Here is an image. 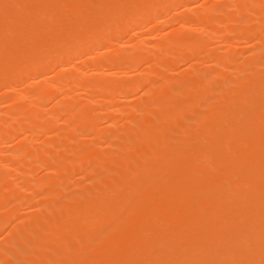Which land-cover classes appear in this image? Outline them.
Listing matches in <instances>:
<instances>
[{
	"label": "rangeland",
	"instance_id": "1",
	"mask_svg": "<svg viewBox=\"0 0 264 264\" xmlns=\"http://www.w3.org/2000/svg\"><path fill=\"white\" fill-rule=\"evenodd\" d=\"M0 1L9 2L10 0H8V1L7 0H0ZM15 1H12L13 4H14V6H12V7H15L17 9V12H20L19 14H21L22 17H19V14H18L19 18L14 17V16L17 15V13L16 12L15 13L12 12V10L15 11L14 8L10 11L11 8H9V7H11L10 6L11 4L7 6L6 5L7 3L4 4V2H2L4 5H6V6H4V8L5 7L6 8H5V10H4V8L3 9L0 8L1 10L4 11V12L0 11V14H1L0 15L1 16L0 20L3 21L4 23H6V24H4L2 22L4 24V27H3V24L0 21V29L2 28L0 30V32L2 34V35L0 34V41H1L0 45L2 46V47L0 46L1 47V50H0V87H1L0 88V101H1L0 102V120L2 119V121H0V125H2V127H0V130L4 129V126L8 127L7 126L8 124L15 123L14 125L16 126V123L18 122V121L16 122V119L20 121L21 118H22V120H24L25 115L23 113H24L25 109H27V107H28V109H31V108L33 109L34 108L33 110H36V114L39 113L38 116H41V114H42V116H41L42 120L38 116L37 117L34 116L33 119L31 118V120H30L31 124H28L29 127L25 128V132L27 134L24 133V130H22L20 133L14 132L13 135L10 134L9 137L5 138V139H8V140H5V142L4 141L0 142V159H1L0 165L2 164L1 166L4 167V168L2 167L3 169L1 168L2 169L1 172L3 173V171H4L5 175H6V173L8 174V176H5V177H7V178L9 177L8 180L10 182H12V183L9 182V184L12 185V188L15 187V185H16V187H15L16 190L13 191V192H15V193H13L14 195L13 194H10L11 196L8 195L9 198H8V196H6L7 193L4 194V192H10L11 189H12L11 186L8 187V189L10 188V190H8V191L7 190L5 191V190H3L2 187H0V189H1L0 190V194H1L0 195V248L2 249V250L0 249L1 250L0 251V254H1L0 255V264H21V263H18L20 261L22 262V264H39L40 262H41L40 264H42V262H45L44 259L47 260L48 256H51L53 254V253L49 252L50 250L52 251V249L50 247L51 246V242L50 241H51V239H53V241H54V237H55V236H53L52 230L49 233V234H52L51 235L52 237L48 236V238H49L48 239L47 237L45 238L43 236V240L42 241L45 244H43L41 242L40 248L39 247H35L34 250H32L29 254L27 253L28 250L30 251L29 248H27L26 252L23 251L24 247H26V240L28 238H31V237L33 238L34 237L33 232L35 231L37 223L38 224H41V223L44 224L43 228H47L49 230V227H51L53 225L54 220L57 219V215L59 216V213L62 214L63 211L66 212V210H68V211L74 210L75 207H78L80 205V203L82 205L85 204V202L87 204H89L92 201H95L96 197H97V199H100V200L103 199V198L109 197L110 195H102V194L107 192L108 189H112V188L114 189L115 187H111V186H113L112 184H114V186H116L117 183H119L118 180H120V178L123 177L127 173V172H125V169L127 168V165H130L132 163V160L137 156V154L140 151V147L142 146L143 142L147 139V140H150L149 142L152 141L151 142L152 144L155 143L154 140L157 141L158 139H160L161 138V134L163 133V131L168 129L171 125H173V123H176V125H175L176 127L175 126H173L172 128L170 127V132H168V133L171 135V138H173V139H177L178 137H181V139H182V137L186 136L185 134L188 133V131L190 129L191 130H193V128L195 129L198 126V125L196 126V124H198L200 121L207 120L206 117H208V119L210 120V117L213 118L212 116H213L214 112H215V114H218L216 112L218 110L219 111L222 110V108L225 106V103L226 102L228 103V101H231V98L233 96H234L233 97L234 99H236L237 97L238 98L240 97L239 98L240 100L236 99L235 100L236 104L234 103L236 106H238L239 101H241V99H242L241 96L243 95L242 94L240 96L239 94L242 93L241 91L244 92L248 88L247 86H249L247 84H248V82H250V80L248 82L246 80H248L250 78L251 79L253 78L254 80L252 79L251 82L252 81L255 82V80L259 77V76H257L259 72H261L262 75L264 74L263 73L264 72V45H263L264 44V40H263L264 39V30H263V32L261 30H259L260 27H262L261 29H264V20H263L264 18L262 16V13L264 14V12H263L264 8H261V7H264V4H263L264 1L263 0H257V1H259V2H257L256 0H252L253 2L250 3V0H248L246 2H245V0H240V1L239 0H226V2H224L225 0H189V1H185L186 2L185 5H184L183 2H181V5H180V3L178 1V2H174L173 4L171 3V4H169L170 6H167L164 9L158 11L159 13L157 12L158 13L157 16L155 15V17L153 19H149L147 22L145 21L144 24H141L140 26L137 25L138 27H136L133 23L128 22L129 21V17H132V14L134 13V9L136 8L135 2L137 0H122V1L121 0H116V1L112 0L114 2H112L111 0H92V1L90 0V2H89V0H86L87 2H85V0L84 1H82V0H78V1L77 0H61L60 1L59 0L60 2H58V3H57L58 0L57 1L54 0L55 2H53L52 4H50V3L53 0L52 1L48 0V2L50 1V3H47V1H42V0H31V1L30 0H21V1L18 0V3L21 2L23 5L22 4L20 5V4L16 3ZM34 1H35V5H34ZM38 1L40 2V4H41V1H42L43 5L47 4L48 6L51 5V7L55 3V5L53 7L57 8L58 11L60 9L61 10L63 9V12H61V10H60L59 14H58V11L56 12L55 8L52 9L50 7H47V5L46 6H42V5L39 4ZM97 1H99V2H97ZM141 1L143 2V1H146V0H141ZM61 2H62V5H61ZM94 2H96V3H94ZM109 2L110 3L112 2L111 5H113V4L114 5L113 6H108ZM147 2H148V0H147ZM260 2H262V3H260ZM36 3L38 4V6L40 5L42 7V9H41L40 6H39V9H38V6H37ZM182 3H183V5H182ZM3 4H0V6H3ZM15 4H17L18 6H16ZM56 4H60L58 6H61V8L58 7V6L56 7ZM100 4H101V6H100ZM242 4H245V5L247 4L246 5L247 8H246L245 5H244L245 7L244 6L242 7ZM258 4L262 5V6H259L260 9H262V11L259 10V12H258L257 9H259V8L256 9L254 7V6H258ZM116 5H117V7H116ZM248 5H250L249 9H248ZM20 6L24 7V9L22 10V7H20ZM44 7H47V8H44ZM101 7H103V9ZM113 7H114V9H113ZM176 7H177V9H176ZM221 7H222L221 10H223V11L225 10L224 11L225 12L224 18L222 16L223 14L221 16L219 15V14H221L223 12V11L221 12V10H219ZM250 7L251 8L254 7L255 10H257V11L253 10L254 8L251 9ZM244 8H245V10H244ZM124 9H126V11H127L126 12V18H125V21L123 22V27L121 26L118 29L119 31L117 30L119 32V34L113 33V35H112L106 29H104L103 32H102V30L99 31V29H98V34L100 36L98 34H96L98 36L94 35V36H96V38L94 39V41H96V42H93L92 44H89V41L92 39L91 38L92 35H89V34L84 35L81 32L83 30L84 25H85V27L90 29L91 26H90L89 23H91V25H93V24L95 25V26H92L91 28H95V27H97V28L99 27L100 28V26H102V24L106 23L107 21H109V20H111L113 18L114 19L117 18L118 14L121 13L120 10H124ZM227 9H228V11H227ZM24 10H26V12H24ZM50 10H53V11L51 12ZM97 10H98V12H97ZM163 10H165V11H163ZM216 10L217 11L219 10V12H217ZM5 11H7L8 13L5 12ZM27 11H29V12H27ZM44 11L49 12V14L46 13V12L43 13ZM166 11H167V13H166ZM9 12H10L11 15H12V13H14L13 14L14 16L13 15L10 16V17L6 16V14L10 15ZM22 12H24V13H22ZM37 12H40V13H37ZM74 12H75V15H74ZM216 13H218V15ZM226 13H228V14H226ZM52 14L55 16L56 19L52 18ZM35 15H37L36 18H35ZM38 15H40V16H38ZM72 15H73V17H71L70 20H72L76 16L74 18V23L72 22L73 20L70 21L67 18V17H70ZM77 15L79 17L81 15H83V16L85 15V17L86 16L88 17V19L86 17L87 21L85 20L84 17H82V18H84L83 19L84 25H83V21L81 20L82 18L81 19L78 18ZM3 16H5V17H3ZM27 16H29V17L27 18ZM43 16H45V18ZM7 17H9V19ZM11 17H14V18H12L13 27L18 24V21L21 22L19 24L22 25V27L18 24L20 26V28L17 25L16 27H14L16 30H14V28L11 29V27H9L11 25H8V23H11L10 22V18ZM104 17H105V19H104ZM156 17H158V18H156ZM258 17H260V18H258ZM32 18H33V20L35 19L37 21V23H35V21H33ZM50 18L52 19L51 21H49ZM211 18L213 19L214 22H218L217 26H215L214 30H215V32H217V33L219 32V33H218V35L216 33V35H214V36H217L219 38L216 37V38L210 39L209 41L212 42V43H210V42L206 43V45L210 44L211 45L210 47H209V45H207V46L205 45V49L202 50V47H200V49H198V47H199L198 46L197 47L198 50L196 51V49H195L196 46H194V45L192 46L188 42L186 43V45L185 44H182V45L179 44L178 45V44H176L175 40L173 41L171 39L172 40L171 43L169 41H167L169 39V36H170V38H172L174 34H175L174 36L176 38V41H178L177 37L180 38L182 35H186L189 32H190L189 33L190 36L199 35L201 33V31L204 30L203 27L205 25L203 23V19H205V24H207V23H211L212 22ZM214 18H216V19H214ZM218 18H220L219 21L217 20ZM42 19H43V22H45L46 20L49 21V22H47V24L49 23V27H48V25L46 23H45V25L43 23L42 28L39 27L40 25H38V24L41 23ZM75 19L77 21L76 23H75ZM14 20H18V21H14ZM24 20H26V21H24ZM30 20H31L32 23L30 22ZM80 20H81V22H80ZM207 20L210 21V22H208ZM92 21H94V22H92ZM192 21H194V22H192ZM200 22H202V23H200ZM14 24H16V25H14ZM27 24L30 25V26L31 25L34 26V25L37 24L38 26L36 25L35 29L38 28V32L34 29V27H29L28 28L29 30H30V28H32L33 30L32 29H31L32 31L28 30L29 31L28 32L26 30V28L28 26ZM131 24H133V25L131 26ZM249 25H251V26L249 27ZM55 26H56L57 29L55 28ZM64 26H66V27L64 28ZM142 26L144 28H142ZM183 26H186V27H183ZM243 26H244V28H242ZM46 27H48L49 29L47 30ZM140 27H141V29H140ZM179 27L180 28L182 27V28H185V29L188 27L185 30L186 33L184 32L183 29L180 30ZM200 27H201V29H200ZM247 27H249V28H247ZM3 28H4V30H3ZM6 28H8V29H6ZM39 28L43 29L45 34ZM61 28L63 30H61ZM190 29H191V31H187V30H190ZM216 29H218V30L216 31ZM258 30L260 31V33L262 32L261 33L263 35V37H262L263 39L262 40L258 39V38H261V34H259L260 37L259 36L256 37V35H258V33H259ZM12 31H14V32H12ZM177 31L181 32V34L177 33ZM17 32H18V34L16 35ZM34 32H36V33H34ZM39 32H41V33H39ZM68 32H70V33H68ZM254 32L255 33L258 32V33L254 34ZM8 33L11 34V36L9 35L10 37L7 36V37H9L8 39H11V37L14 38L15 36L13 37V35L15 34L16 35L15 39L18 38V39H16V41L17 40L19 41L20 39L22 41L20 40V42L17 41V43H16L14 41V39H11L10 41L7 40V43H6L5 36L8 35ZM21 33H23V34H21ZM176 33H177V35H176ZM54 34H55V36H53ZM78 34L82 38H79ZM21 35L24 36V39H23V37ZM42 35L49 36L48 37L49 39L47 38V36L44 38V36H42ZM65 35H66V37L72 36L70 38L73 39L72 45L74 47V50H72L73 53L71 51L69 52L72 55L71 58H70L71 55H69V57L67 56L68 57V59H67V57H66L67 53L66 54L62 53L63 54V58L65 60H67V61L69 60L68 63H67V61H65L66 63H64L63 59L62 60L60 59L61 57L58 58V55L60 56L61 55V51H62L61 47L59 45V43H60L59 41H62L64 39H66ZM106 35L110 36V38H108L109 40L104 39L103 40L104 43H103L102 39L106 38L107 37ZM114 35H116L115 37L118 40L114 37ZM1 36H4V38L1 37ZM31 36H32V38H30ZM102 36H104V37H102ZM237 36H238V38H237ZM37 37L38 38L43 37V39L40 38L41 39V41H40V39H38ZM62 37L64 39H62ZM230 37H231V39H230ZM250 37L251 38L253 37L252 38L253 40ZM52 40L53 41L55 40L54 41V45L55 46H53V48H51L54 51L52 54L55 55V58L53 56H52V60L49 59L50 57L43 58V59L42 58H38V56L36 55L37 54L36 53V48L37 47L41 48L43 45H44L43 48H46L48 46L47 42L52 43ZM2 41H3V43H5V45L8 44L7 49H6L7 45L3 46ZM56 41H58V42L55 44ZM99 41H100L101 45H99V43H98ZM127 41L128 42L131 41V42L128 43ZM246 41L247 42L249 41V42L247 43ZM10 42H12L13 45H11L12 43H10ZM82 42H84L85 46H84V44ZM174 42H175V45H173ZM214 42H216V43H214ZM19 43L21 45H22V43L25 44V45L21 46ZM94 43H97V44H94ZM142 43H143L144 47L141 45ZM229 43H231V44H229ZM78 44H80V45L82 44L83 45L82 46L83 47L82 51L80 50L78 52L79 49L77 50V48H76V47H78V48L80 47V45L77 46ZM107 44H109V45L107 46ZM116 44H118V45H116ZM17 45L20 47V48H18V50H17ZM88 45H89V48H88ZM161 45H162V47H161ZM21 47H23V49ZM136 47H138L140 49L142 48L143 50L142 49L141 50L140 49L136 50ZM11 48L12 49L15 48V49H13L11 51ZM54 48H55V50H54ZM103 48H104V51H103ZM105 48H106V50H105ZM173 48H176V50L173 49ZM29 49H30V51H29ZM88 49L89 50L92 49L91 50L92 52L88 51ZM153 49H154V51H152ZM208 49L210 50V52H209ZM2 50H4V51H2ZM14 50H15L16 54L13 53ZM127 50L129 51V53H128ZM169 50H170V52H169ZM50 51H52V50H50ZM137 51H141V52H139L137 54L136 53ZM9 52L10 53L12 52V54L10 55ZM21 52H23V54H26V56L19 55ZM58 52H60V53H58ZM88 52L91 53V54H89L90 56L88 55ZM149 52H152V53H149ZM75 53H76V55H75ZM81 53H82V55H81ZM120 53H121V55H119ZM143 53L145 54L144 56H142ZM171 53H173V54H171ZM175 54H177L178 56L176 57ZM211 54H213V55H211ZM64 55H65V57H64ZM228 55H230V57ZM184 57H185V59H184ZM23 58H24V60H23ZM40 59H42V60H40ZM45 59H49L48 61H50V62H47ZM58 59L60 60V62L62 61L64 64L62 62L60 64ZM72 59H74V60H72ZM115 59H117V61ZM181 59H182V61H181ZM113 60H115V61H113ZM156 60H158V61H156ZM254 60H255V62H254ZM42 61L43 62L46 61V62H44L45 64H43ZM2 62H4V63H2ZM20 62H21V64H20ZM107 62H110V63H107ZM25 63L27 65H25ZM38 63H42L43 67L46 64H47V66H45L44 68L41 66V68H39L40 66L38 65ZM91 63L93 65V67L91 66L92 68L90 67ZM224 63H226L229 67L226 64H224ZM19 65L23 66L26 69H30L29 73L30 72L31 73L28 74V75H25V76H21V77L18 76V74H20V72L19 73H17V72H18L19 69H21V68L17 69V67ZM36 65H37V67L39 66L38 67L39 70L35 68ZM66 65H68V66H66ZM98 65L100 66V68H99ZM197 65L200 66V68L198 67L199 69H197ZM76 67H78V68H76ZM107 67H108V69H106ZM165 67H166V69H165ZM32 68L35 71L37 70L36 71L37 74H38V72H40V73L43 72L44 74H39L41 76H37V75L35 76L36 73H35V71L32 70ZM122 68H124V69H122ZM144 68H146V69H144ZM200 69H205L207 72H204V71H202ZM185 70L188 72V74H187V72ZM199 70L202 71L203 73H206V76H204V74H203L202 76L200 75L201 77H199V78L196 77V75H199L201 73ZM193 71H195V72L197 71L196 72L197 74H195V72H193ZM7 72H9L10 74H8ZM100 72H101V74H100ZM212 72H214V73H212ZM220 72H222V73H220ZM75 73L77 74V77H79V76L81 77V76H86L87 75L88 76V80L90 81V82L88 81L87 83L90 84L89 85L90 87L88 86L87 83L86 84H87L88 87L86 86V88H83V87H79L78 88V86L74 87L73 85H65V87H64L63 85L58 83L59 80H60L61 83H62L63 79H65V80L69 79L70 80L71 77H75L76 76ZM142 75H144V76L142 77ZM180 76L184 77L186 79V81L183 78H181ZM24 77H26V78H24ZM114 77H117V78H114ZM120 77H123V78H120ZM203 77L206 79V81L204 80ZM255 77H257V78L255 79ZM197 78H198L199 81L196 80V82L198 81L199 85H197L198 82H197V84L195 82H194L195 84L193 83V81H195L193 79H197ZM202 78H203V81H205L204 85L202 84L203 81H201ZM17 79H20V80H18L19 82L17 81ZM156 79H157V81H156ZM158 79L160 81L163 79L162 80L163 83H161ZM243 79H245V81ZM65 80H64V82H66ZM69 80L67 81V83L69 82ZM238 80H240V81H238ZM179 81H181V82H179ZM222 81H223V83H221V84H223V85H221L219 83V82H222ZM27 82H28V84H27ZM98 82L99 83L103 82V85H102L103 88H101L103 90H101V89H99V90L96 89L95 90V87L93 85L95 83H98ZM127 82H129V83H127ZM19 83H21V84H19ZM56 83L59 84L60 87L61 86H63V87L62 88L59 87V89H58L57 88L58 86L56 87ZM125 83H127V85ZM179 83H180V85H179ZM200 83L202 84V86H200L201 85ZM12 84H14V85H12ZM136 84H138V85H136ZM160 84H161V88H158L157 86H160ZM219 84H220V86H219ZM171 85H173L175 87L173 88V86H171ZM178 85L179 86L182 85V87H180V89H182L181 91L178 88L179 87ZM183 85H184V87L186 89H184ZM71 86H72L73 89L71 88ZM115 86H117V88ZM128 86H130V87L134 86V87L133 88L129 87L130 88L129 89ZM136 86H137V88H136ZM228 86H230L229 90L233 86V90H235V92L230 91V93L232 92V94L228 93L227 89H226V88H228ZM2 87H4V88H2ZM7 87H8V89H7ZM10 87L12 89L13 94H12V92H10L11 91ZM66 87H67V89H66ZM162 87L164 88V91H163ZM243 87H246V88H243ZM37 88H39V89L37 90ZM52 88H54L53 89L54 91L51 90ZM241 88H243V90ZM239 89H240V91H239ZM6 90H8V91H6ZM30 90H32V91H30ZM81 90H84V91H81ZM122 90H124V91H122ZM156 90H158V91H156ZM171 90H173V91H171ZM184 90L186 91V93H185ZM63 91H64V93H63ZM68 91H69V93H68ZM221 91L222 92H226V94L228 96L227 95L224 96L225 93H223L224 95H222V97L220 98L221 100L219 101L216 97L217 96H218V98L220 97ZM8 92L10 93L11 96L9 95ZM42 92L45 94L44 96H43ZM154 92H156L157 94L155 93L156 95H154ZM164 92H167V93H164ZM4 93H7L9 96H7V95L5 96ZM143 93H145V94H143ZM158 93H160V94H158ZM169 93H170V95H167ZM30 94H31V96H30ZM47 94L48 95L50 94V95L48 96ZM171 94L173 96L175 95L174 101H172L173 100V98H172L173 96ZM203 94L205 95V98L206 97L209 98V96H210V98L208 100L206 98V102L208 104H204L203 102H202V104H199L200 101L196 102L199 98L203 99V97H204ZM23 95H25V96H23ZM66 95H68V96H66ZM99 95H100V97H99ZM151 95L153 96V98H152ZM229 95H232V97H229ZM60 96H62V97H60ZM170 96H172V97H170ZM76 97H78V98H76ZM226 97L227 98L229 97L230 99L228 98L229 100L227 101ZM8 98H10V99H8ZM14 98L17 99V101L14 100ZM36 98L38 99L39 105L37 103V99ZM65 98L68 99L69 101L65 100ZM146 98H147V101H149V102L146 101ZM210 99H211V101H210ZM215 99L218 100V101H216ZM31 100H34V101H31ZM39 100L42 101V105H41V102ZM19 101H20V103H18ZM23 101H24L25 104L23 103ZM30 101H31V103H30ZM103 101L106 102V103H104ZM210 102H212V103H210ZM60 103H62L61 105H63V103H64V105H65V103L68 104L66 106L70 105L69 108H71V109L69 110V108H68V110L71 111V112H69L67 110L70 114L68 112H65L67 108L65 109L64 105H63V107H61V105L59 106ZM71 103H72L73 107H71ZM190 103H191V105H190ZM227 103H226V105H227ZM19 104H21L23 106L21 107V105H20V107H17V105H19ZM89 104L90 105L92 104V106H89L90 108L88 110L87 109L88 108L87 105H89ZM98 104H99V106H98ZM27 105H29V106H27ZM37 105H38L39 109L37 108ZM82 105H84L86 107V110L88 112L90 111V109L92 110V108H93V113H95V114L98 113V115H99L98 116L99 118L96 120V122H94V124L92 123V125H90L89 127L86 126V122L83 120L84 119L83 118L84 113L87 112V111L85 110V107L82 106ZM94 105H95V107H94ZM144 105H145V107H143ZM146 105H148L147 106L148 108L146 107ZM185 105L187 107L190 105L189 108L190 107L191 108H190V110H188L189 112L187 113V115H185L186 112L185 113L183 112L185 116H183L182 118H180L181 116L177 117L178 116L177 113L176 114L175 113H173V114L170 113V112H178L180 110L183 111V107ZM34 106H36V107H34ZM76 106H78V107H76ZM105 106L108 109H106ZM13 107H14V110H16V108H18L17 110H19V111H17V110L16 111L19 112L18 113L19 115L17 114V112L15 113V111L13 110ZM103 107H104V109H103ZM22 108H23V110H22ZM79 108L82 109V110L80 109V111H81V113L83 115L82 117L80 115L81 114L80 111L78 113ZM124 108H125V110H124ZM10 109H12V110H10ZM20 109L22 110L21 112H20ZM121 109H123V110H121ZM157 109H158V111H157ZM168 109H169V111H168ZM42 110H44V111H42ZM144 110H146V112ZM154 110H156V111H154ZM9 111H10L11 114H9ZM123 111H126V113L123 112ZM12 112H14V113L12 114ZM40 112H41V114H40ZM54 112H56V113H54ZM148 112H150V113H148ZM162 112L165 113V114H162ZM167 112L170 113V115H167L168 114ZM6 113L9 114V116ZM72 113H73V115H74V113L77 116L79 115L78 117H81V118L79 119L75 115L76 118L78 119L77 120L75 118V116L72 115ZM90 113H91V111H90ZM100 113H101V117H100ZM51 115H54V116H51ZM114 115H116V116H114ZM198 115H200V120L197 119L199 117ZM1 116H2V118H1ZM71 116H72V118H71ZM173 116H174V118H173ZM46 117H47V119H46ZM105 118H106V120H105ZM48 119H50L51 121H49ZM75 119L77 120V122H76ZM7 120H8V122H7ZM43 120H44V123H45V121L47 123V124L45 123L46 127H45L44 123H41ZM67 120L70 123H72V122L73 123L70 124L69 122H66ZM4 121L6 122V124H5ZM163 121H165L167 123L162 124ZM180 121H182V122H180ZM138 122H140V123H138ZM146 122H148V123L150 122L149 124H152L153 126L152 125H148ZM160 122H162V123H160ZM205 122H203V126H204ZM77 123H78V125H76ZM42 125H43V127L46 128V129L44 128L45 130L43 129V131H42V129L39 128ZM73 125H74V127H73ZM77 126H78V128H77ZM154 126H156L158 128L155 129L156 127L153 128ZM184 126H185V128H184ZM90 127H91V129H90ZM35 128H38V130L35 129ZM87 128H88V130H87ZM199 128H198V130H199ZM32 129H35V131L37 130L38 132L36 131V133H34L35 131L33 132ZM146 129H149V131L148 130L146 131ZM150 129H155V131L157 130L158 134L150 132ZM105 130H106V132H105ZM84 132H85V134H83ZM147 132H149V133L147 134ZM117 135H119V137ZM27 136H29V137H27ZM30 137H32V138H30ZM63 137L65 138L66 141L64 140ZM23 138H24V140L26 139V141L31 140L30 141L31 143L30 142L29 143L28 142H24L23 147L20 146L21 145L20 142H21V140ZM130 140H132V141H130ZM183 140H185V138ZM183 140H182V143H183ZM18 141H20V142H18ZM7 142H9V144ZM10 142H12V143H10ZM46 142L49 143V144H47ZM56 142H60V143H56ZM51 143H53V144H51ZM17 144H19V145L17 146ZM66 144H67V147H65ZM101 144H103V145H101ZM27 145H29V146L27 147ZM57 145H60V146H58L59 148L57 147ZM54 146H55V148H54ZM40 148H42V149H40ZM98 148H99V151L97 150ZM1 149H3L4 151L1 150ZM66 149H68V150H66ZM135 149H137V150L139 149V150L137 151ZM147 150L149 151V153H151V151L152 152L155 151V150H151L150 151V149H147ZM84 151H85V153H84ZM91 151H93V152H91ZM8 152H11V153L9 154ZM32 152H34V153H32ZM142 152L144 153V151H142ZM92 153H94V156H93ZM123 153H125L126 156ZM143 153H142V155L148 154V152L144 153V154ZM171 153H175V152H171ZM52 154H54V155L56 154V156H54ZM90 154H92V156ZM167 154L168 153H164L163 155H165V156H162V158H163L162 159V161H163L162 163L165 164V165L166 164H170L172 162L171 159H168L166 157V156H168ZM27 155H28V158L26 157ZM172 155L173 154L170 155L171 156L170 158H172ZM88 156H90V157H88ZM107 156H109V157H107ZM113 156L115 158H117V159H115ZM2 157H4V160L2 159ZM39 157H40L41 160H38ZM42 157H43V159H42ZM44 157H46V158L49 157V158L46 159ZM51 157H52L51 161L53 163H51V161H50ZM58 157H59V159H58ZM62 157H63V159H64V157H65V159L66 158H68V159L74 158L75 160L73 159V160H69L68 161V159H66L65 162H64ZM91 157H93V158H91ZM12 158L13 159L15 158V159L13 160ZM5 159L7 161H5ZM34 159H36V161ZM45 159H46V161H44ZM54 159H55V162L53 161ZM99 159H100V161H99ZM152 159L149 158V160H147V163L150 162V160H152ZM8 160H12V162L11 161L8 162ZM32 160H34V161L32 162ZM102 160H105V162L103 161L101 163ZM107 160H108V162H107ZM112 160H114V161H112ZM116 160H118L117 161L118 163L116 162ZM168 160H170V161H168ZM47 161H50V162H47ZM4 162H6V163H4ZM14 162L16 164L18 162L19 164L16 165ZM31 162L33 163L34 166L32 165ZM59 162H64V163L59 164ZM10 163L12 165L14 163V165L11 166V167H8L7 165L10 164ZM92 163H94V164H92ZM49 164H50L51 167H49ZM19 165H21V166H19ZM91 165H93V166H91ZM107 166H109V167H107ZM20 167H23V168H20ZM54 167H59V168H54ZM151 167H149V171H151ZM17 168H19L21 170H17ZM64 168H66V169H64ZM89 168H91V169H89ZM56 169L58 171H60V172H58ZM23 171H25L24 174L27 175L30 179L28 177H26L25 175H23L25 177H23L21 175V173H23ZM26 173H28V174H26ZM32 173H33V175H32ZM70 174H71V176H70ZM122 174H124V175H122ZM119 175H121V176H119ZM17 177H18V180H16L17 181L16 182L15 179H17ZM21 177H23V178H21ZM92 178H93V180H92ZM45 179H47L48 181L45 180ZM19 180H20V182H19ZM82 180H84V181H82ZM67 182H68L69 185L67 184ZM74 183H76V184H74ZM79 184H80V186H79ZM41 186H42V188H41ZM15 188H13V189H15ZM103 191H105V192H103ZM58 192H61V193H58ZM22 193L24 195H22ZM53 193H55L56 196H54ZM71 194H72V196H71ZM35 195L37 197L38 196L39 197L37 198ZM52 195H53V197H52ZM21 196H24V197L22 198ZM14 199H16V200H14ZM32 199H34V200H32ZM12 200H14L15 203H14V201L12 202ZM136 201L137 200H135L132 205H134L135 207L137 205H139V207H143V208L144 207H156L157 204L159 205L160 202H161L160 199H157V198H155L154 200H151L150 202L149 201L145 202L143 200H139L140 202H136ZM132 202L133 201L131 200L129 205H131ZM87 204H85V206ZM57 207L58 208L61 207V209H58ZM51 209L52 210L54 209V210L52 211ZM77 209H79V207ZM44 211L46 213H43ZM57 212H58V214H56ZM87 212L88 211H85V212L83 211L84 216L88 215ZM16 213H17V215H16ZM38 214H39L40 217L37 216ZM54 214H56V215H54ZM131 215H133V216H131ZM143 215L140 216L136 212H134V213L130 214V217H125L122 220L121 229H120V232L118 234V235H122V236L119 237V240H121V241L115 243L114 249L120 248L121 244L124 247H127V245H129L130 243H132V241H134L135 236H132V237L124 236L125 232H126L125 230H126V228L128 226H134V225L140 224V222L143 219L146 218V217L143 218ZM2 216H3V219H2ZM36 218L37 219L39 218L38 219L39 221H37ZM1 220H2V222H1ZM21 221H23L24 223H22ZM20 222H21V224H19ZM35 222H37V223L35 224ZM30 224L31 225L33 224V226H31ZM16 226L18 227V229L15 228ZM29 227H30L31 230L29 229ZM48 230L47 231H46V229L40 230V232H39L40 238L42 237L40 233H42L43 235L45 233V235H46V233H48L50 231V230L49 231ZM26 235H27V237H26ZM28 236H30V237H28ZM23 237L24 238L26 237V238L24 239ZM125 237H127V238H125ZM97 239L99 241H101L100 240L101 238H97ZM94 242L95 241L87 242L88 246H84V247H86V248H99L100 247L99 242L98 241H96L97 243L96 242L94 243ZM48 244H50V245H48ZM23 245H24V247H22ZM46 245L49 246V247H47ZM19 246H20L21 251L23 253L22 252L21 253L17 252L19 250L18 249ZM59 246L61 247V245H59ZM73 246H74V244H73ZM61 248L68 249L66 247H63V245H62ZM31 249H33V246L31 247ZM69 249H68L69 255L70 254L73 255V253H74L72 251L73 249L71 248L72 249L71 251H69ZM41 251H42V253H41ZM63 251H65V253H63ZM60 252H62L61 255L65 254V256H62L63 258L64 257L66 258L68 256L67 255L68 253H66V250H62ZM71 252H73V253H71ZM17 253H18V255H17ZM112 253L113 252L109 253V255L112 254ZM14 254H16V256H14ZM25 254H27V255H25ZM46 254H47V256H45ZM44 256H45V258H44ZM18 257H21V259L18 258ZM56 258L60 259L61 257L58 256ZM69 258H67V259L69 260ZM54 259L55 258H53L52 260H54ZM59 259H58V261L55 259L56 262H59L60 261ZM17 260H19V261H17ZM38 260H39V262L37 263ZM61 260L63 261V259H61ZM64 260H66V259H64ZM47 262H49V261H47ZM52 262H55V261H52ZM63 263H65V262L63 261ZM66 263H67V261H66ZM49 264H51V262H49ZM59 264H61V263L59 262Z\"/></svg>",
	"mask_w": 264,
	"mask_h": 264
},
{
	"label": "bare ground",
	"instance_id": "2",
	"mask_svg": "<svg viewBox=\"0 0 264 264\" xmlns=\"http://www.w3.org/2000/svg\"><path fill=\"white\" fill-rule=\"evenodd\" d=\"M8 1V0H7ZM11 1V0H10ZM9 1V2H10ZM15 1V0H12ZM6 2V1H0V4H3L2 2L7 3L6 5H10L11 8L10 11L14 8L15 11L12 10V12H16L17 15L14 16L12 13V15L14 17H22L21 14H19L20 12H17V9L14 6L13 2ZM21 1V0H20ZM31 1V0H30ZM42 1H47V3H50V0L48 2V0H42ZM41 1V4L39 2L40 5L42 6H46L47 4H42L43 2ZM57 1V0H56ZM61 1V0H60ZM59 0L57 1L60 2ZM78 1V0H77ZM84 1V0H82ZM81 1V2H82ZM92 1V0H91ZM112 1V0H111ZM116 1V0H115ZM122 1V0H121ZM181 5V2L184 3V5L186 4L185 1H189V0H147L146 1H141V0H137L135 2V6L136 8L134 9V13L132 14V17H129V21L130 23H133L136 27H138L137 25H141L144 24V22L148 21L149 19H153L155 17V15L157 16V14L159 13L158 11L164 9L167 6H170L169 4H173L174 2H178ZM240 1V0H239ZM248 0H245V2ZM257 1V0H256ZM264 1V0H263ZM16 3H18V0L15 1ZM53 2H55L54 0L50 3L52 4ZM85 2H87L85 0ZM90 2V0H89ZM99 2V1H97ZM114 2V1H112ZM111 2V3H112ZM119 2V1H118ZM133 2V1H132ZM226 2V0L224 1ZM253 2L252 0H250V3ZM259 2V1H257ZM9 3V4H8ZM46 3V2H45ZM96 3V2H94ZM101 3V2H100ZM111 3L109 2L108 6H113L111 5ZM116 3V2H115ZM182 3V5H183ZM193 3V2H192ZM231 3V2H230ZM234 3V2H233ZM256 3V2H255ZM262 3V2H260ZM0 6L1 9L4 8V5ZM13 4V5H12ZM18 4H22L21 2ZM31 4V3H30ZM29 4V5H30ZM37 4V3H36ZM49 4V5H50ZM65 4V3H64ZM69 4V3H68ZM67 4V5H68ZM85 4V3H84ZM102 4V3H101ZM100 4V6H101ZM119 4V3H118ZM128 4V3H127ZM228 4V3H227ZM264 4V3H263ZM16 6H18L17 4H15ZM23 5V4H22ZM27 5V4H26ZM34 5H35V1H34ZM39 5V6H40ZM55 5V3H54ZM53 5V6H54ZM60 5V4H56V7ZM62 5V2H61ZM96 5V4H95ZM94 5V6H95ZM178 5V4H177ZM245 4H242V7ZM247 5V4H246ZM245 5V6H246ZM257 5V4H256ZM38 6V4H37ZM38 6V9H39ZM51 7L47 5V7L50 8H55V7ZM72 6V5H71ZM103 6V5H102ZM133 6V5H132ZM230 6V5H229ZM244 6V7H245ZM248 5V9H249ZM259 5L258 6H254L256 9L260 11H262V9H260ZM22 7V6H20ZM19 7V8H20ZM30 7V6H29ZM41 7V6H40ZM44 7V8H47ZM61 8V6H58ZM88 7V6H87ZM86 7V8H87ZM90 7V6H89ZM115 7V6H114ZM113 7V9H114ZM117 7V5H116ZM174 7V6H173ZM181 7V6H180ZM183 7V6H182ZM219 7V6H218ZM253 7V8H254ZM6 8V7H5ZM4 8V10H5ZM49 8V9H50ZM103 9V7H101ZM112 8V7H111ZM172 8V7H171ZM170 8V9H171ZM232 8V7H231ZM247 8V6H246ZM251 8V7H250ZM251 8V9H253ZM255 8L253 10H255ZM264 8V7H261ZM0 11H3L1 10ZM24 9V7H22V10ZM42 9V7H41ZM59 9V8H58ZM94 9V8H93ZM100 9V8H99ZM110 9V8H109ZM120 9V8H119ZM122 9V8H121ZM132 9V10H133ZM177 9V7H176ZM181 9V8H180ZM222 7L219 9L221 10ZM9 10V9H8ZM7 10V11H8ZM56 12L58 11L57 8H55ZM61 10V9H60ZM59 10V11H60ZM117 10V9H116ZM219 10L217 12H219ZM245 10V8H244ZM255 10V11H257ZM5 11V12H7ZM19 11V10H18ZM40 11V10H39ZM51 12L53 10H50ZM58 11V14H59ZM85 11V10H84ZM112 11V10H111ZM165 11V10H163ZM223 10H221L222 12ZM225 11V10H224ZM220 12L221 14H219L220 16L222 15L224 18L225 12ZM228 11V9H227ZM242 11V10H241ZM254 11V12H255ZM4 12V11H3ZM24 12H26V10H24ZM22 12V13H24ZM29 12V11H27ZM46 11H44L43 13H45ZM61 12H63V9L61 10ZM73 12V11H72ZM98 12V10H97ZM120 14H118L117 18H113L109 21H107L106 23L102 24V26H100V28L95 27V28H91L92 26H95L94 24L91 25L90 24V29H88L87 27H85L84 25V21L83 19L85 18V20L87 21L85 15H81L80 17L77 15L78 18H82L81 20L83 21V30L81 31L84 35L89 34L92 35L91 36V40L89 41V44H92L94 41V39L96 38V36H98V29L99 31L106 29L108 30L112 35L113 33H117L119 34V28L122 26L123 27V22L125 21L126 18V9L124 10H120ZM133 12V11H132ZM158 12V13H157ZM264 12V10H263ZM8 13V12H7ZM40 13V12H37ZM49 14V12H46ZM80 13V12H79ZM167 13V11H166ZM194 13V12H193ZM256 13V12H255ZM262 13V12H261ZM6 14V13H5ZM10 14V12H9ZM19 14V17H18ZM70 14V13H69ZM82 14V13H81ZM164 14V13H163ZM218 15V13H216ZM228 14V13H226ZM233 14V13H232ZM1 15V14H0ZM7 15L6 16H12ZM29 15V14H28ZM31 15V14H30ZM41 15V14H40ZM38 15V16H40ZM45 15V14H44ZM56 15V14H55ZM75 15V12H74ZM80 15V14H79ZM105 15V14H104ZM26 16V15H25ZM24 16V17H25ZM42 16V15H41ZM49 16V15H48ZM47 16V17H48ZM52 14V18H55V16ZM57 16V15H56ZM181 16V15H180ZM191 16V15H190ZM262 16L264 18V14L262 13ZM261 16V17H262ZM1 17V16H0ZM5 17V16H3ZM2 17V18H3ZM9 17H7L9 19ZM10 18V22L8 23V25H11L9 27L14 28L16 27L19 23L18 20H14V21H18V24H14L16 26L13 27L12 25V18ZM29 16H27L28 18ZM37 17V15H35V18ZM45 18V16H43ZM72 16L67 17L69 20L71 19ZM76 17V16H75ZM74 17V18H75ZM159 17V16H158ZM156 17V18H158ZM214 17V16H213ZM217 17V16H216ZM219 17V16H218ZM34 18V17H33ZM32 18V20H33ZM62 18V17H61ZM74 18L70 21H72L74 23ZM90 18V17H89ZM260 18V17H258ZM262 18V19H263ZM47 19V18H46ZM56 19V18H55ZM105 19V17H104ZM188 19V18H187ZM212 19V18H211ZM216 19V18H214ZM220 18H218L217 20L219 21ZM7 20V19H6ZM52 19L50 18L49 21H51ZM59 20V19H58ZM80 20V22H81ZM90 20V19H89ZM210 20V19H209ZM224 20V19H223ZM264 20V19H263ZM1 21V20H0ZM5 21V20H4ZM13 21V22H14ZM26 21V20H24ZM33 21H35V23H37V21L34 19ZM39 21V20H38ZM41 21V20H40ZM45 21V20H44ZM49 21H45L43 22V19L41 21L39 27L42 28L43 23L45 25V23L47 24V22ZM56 21V20H55ZM68 21V20H67ZM208 21V20H207ZM216 21V20H215ZM3 21H1L2 23ZM31 22V20H30ZM76 19H75V23H76ZM79 22V21H78ZM89 22V21H88ZM94 22V21H92ZM100 22V21H99ZM171 22V21H170ZM194 22V21H192ZM196 22V21H195ZM210 22V21H208ZM245 22V21H244ZM243 22V23H244ZM4 23V22H3ZM2 23V24H3ZM29 23V22H28ZM32 23V22H31ZM51 23V22H50ZM69 23V22H68ZM67 23V24H68ZM172 23V22H171ZM202 23V22H200ZM199 23V24H200ZM203 23H204V30L201 31V33L197 36H190L189 33L186 35H182L180 38H178V41H176L175 38V34L173 35L172 38H170L167 41H169L170 43L172 42V40L176 42V44H185L188 42L190 45H194L196 46V51L198 49H200V47H202V50L205 49V45L207 42H210V39L216 38L217 32H215V26H217L218 22H214L212 19L211 23H207L205 24V19H203ZM221 23V22H220ZM219 23V24H220ZM246 23V22H245ZM6 24V23H4ZM3 24V27H4ZM26 24V23H25ZM42 24V25H41ZM88 24V25H89ZM131 24V26L133 25ZM150 24V23H149ZM196 24V23H195ZM210 24V25H209ZM237 24V23H236ZM20 25V24H19ZM18 25V26H19ZM28 25V24H27ZM37 25V24H36ZM36 25L34 26H30L28 25L26 30L28 31L29 27H36ZM37 25V26H38ZM49 27V23L47 24ZM52 25V24H51ZM59 25V24H58ZM71 25V24H70ZM69 25V26H70ZM75 25V24H74ZM73 25V26H74ZM81 25V24H80ZM97 25V24H96ZM147 25V24H146ZM201 25V24H200ZM22 27V25H20ZM19 26V28H20ZM148 26V25H147ZM207 26V27H206ZM222 26V25H221ZM228 26V25H227ZM251 25H249L250 27ZM24 27V26H23ZM48 27L47 30L49 29ZM66 26H64L65 28ZM71 27V26H70ZM134 27V26H133ZM186 27V26H183ZM189 27V26H188ZM187 27V28H188ZM206 27V28H205ZM247 27V28H249ZM254 27V26H253ZM44 28V27H43ZM56 28V26H55ZM80 28V27H79ZM127 28V27H126ZM135 28V27H134ZM142 28H144L142 26ZM180 28V27H179ZM186 28V29H187ZM192 28V27H191ZM217 28V27H216ZM222 28V27H221ZM244 28V26L242 27ZM262 27H260L259 30H261L263 32L264 29H261ZM2 29V28H1ZM0 29V30H1ZM8 29V28H6ZM24 29V28H23ZM32 28H30L31 30ZM40 29V28H39ZM57 29V28H56ZM59 29V28H58ZM97 29V30H96ZM141 29V27H140ZM184 30V32L186 33V29L185 28H180V30ZM201 29V27H200ZM219 29V28H218ZM216 29V31L218 30ZM4 30V28H3ZM14 30H16L14 28ZM18 30V29H17ZM21 30V29H20ZM19 30V31H20ZM29 30V31H30ZM33 30V29H32ZM31 30V31H32ZM38 32V28L35 29ZM34 30V31H35ZM41 31H43V33L45 34L43 29H40ZM61 30H63L61 28ZM118 30V31H117ZM177 30V29H176ZM222 30V29H221ZM247 30V29H246ZM258 30V31H259ZM11 31V30H10ZM26 31V32H27ZM28 31V32H29ZM127 31V30H126ZM136 31V30H135ZM187 31H191L187 30ZM239 31V30H238ZM255 31V30H254ZM14 32V31H12ZM11 32V33H12ZM16 32V31H15ZM24 32V31H23ZM47 32V31H46ZM64 32V31H63ZM80 32V31H79ZM139 32V31H138ZM249 32V31H248ZM261 32V33H262ZM20 33V32H19ZM25 33V32H24ZM36 33V32H34ZM33 33V34H34ZM41 33V32H39ZM70 33V32H68ZM130 33V32H129ZM177 33L181 34V32ZM176 33V35H177ZM183 33V32H182ZM192 33V32H191ZM215 33V34H214ZM219 33V32H218ZM217 33V35H218ZM235 33V32H234ZM241 33V32H240ZM258 33V32H257ZM254 32V34H257ZM260 31L258 33L257 36H259V34H261ZM1 34V32H0ZM18 34V32L16 33V35ZM23 34V33H21ZM26 34V33H25ZM30 34V33H29ZM48 34V33H47ZM73 34V33H72ZM98 34V35H96ZM109 34V33H108ZM159 34V33H158ZM236 34V33H235ZM238 34V33H237ZM251 34V33H250ZM253 34V35H254ZM2 35V34H1ZM11 34L8 33V35H4L5 36V41L7 43V40L10 41L11 39H14V41L17 43L16 35L14 34L11 39H8ZM35 35V34H34ZM52 35V34H51ZM58 35V34H57ZM96 35V36H94ZM220 35V34H219ZM4 36H1L4 38ZM9 36V37H7ZM22 36V35H21ZM30 36V35H29ZM44 36V35H42ZM47 36V35H46ZM44 36V38L46 37ZM55 36V34L53 35ZM64 36V35H63ZM68 36V35H67ZM79 38H82L79 34H78ZM100 36V35H99ZM106 38H103L102 41L104 39L109 40L108 38H110V36L106 35ZM116 35H114L115 37ZM135 36V35H134ZM214 36V37H213ZM24 39V36H22ZM26 37V36H25ZM49 36H47L48 38ZM51 37V36H50ZM66 37V35H65ZM72 37V36H70ZM70 37H66V39H64L62 37V41H59V45L61 47V55H58V58H60L61 60L63 59V62L66 63L64 58H63V54H66V57L69 55H71L69 52L72 50H74V47L72 45L73 43V39H71ZM104 37V36H102ZM260 37V36H259ZM263 35L261 34V38L258 39H263L262 38ZM7 38V39H6ZM20 38V37H19ZM29 38V37H28ZM32 38V36L30 37ZM38 38V37H37ZM43 39V37H40ZM38 38V39H40ZM84 38V37H83ZM116 38V37H115ZM219 38V37H217ZM228 38V37H227ZM238 38V36H237ZM251 38V37H250ZM253 38V37H252ZM251 38V39H252ZM49 39V38H48ZM54 39V38H53ZM61 39V38H60ZM117 39V38H116ZM123 39V38H122ZM140 39V38H139ZM172 39V40H171ZM229 39V38H228ZM231 39V37H230ZM248 39V38H247ZM21 40V39H20ZM20 40L18 42H20ZM34 40V39H33ZM101 40V39H100ZM118 40V39H117ZM135 40V39H134ZM171 40V41H170ZM217 40V39H216ZM253 40V39H252ZM264 40V39H263ZM22 41V40H21ZM37 41V40H36ZM41 41V39H40ZM48 41V40H47ZM55 41V40H54ZM54 41L52 40V43L47 42L48 46L46 48H43V46L41 48H36V55L38 56V58H48L52 60V56L55 58V55L52 54L54 51L53 46L54 45ZM56 41L55 44L58 42ZM115 41V40H114ZM113 41V42H114ZM133 41V40H132ZM165 41V40H164ZM233 41V40H232ZM231 41V42H232ZM1 42V41H0ZM13 42V41H12ZM10 42V43H12ZM46 42V41H45ZM108 42V41H107ZM117 42V41H116ZM128 42V41H127ZM131 42V41H129ZM128 42V43H129ZM175 42L173 45H175ZM222 42V41H221ZM247 42V41H246ZM249 42V41H248ZM247 42V43H248ZM3 43V41H2ZM14 43V42H13ZM13 43L11 45H13ZM24 43V42H23ZM25 45V44H23ZM84 44V42H82ZM99 45L100 41L98 42ZM104 43V41H103ZM140 43V42H139ZM212 43V42H210ZM216 43V42H214ZM227 43V42H226ZM242 43V42H241ZM18 44V45H19ZM29 44V43H28ZM46 44V45H47ZM97 44V43H94ZM106 44V43H105ZM150 44V43H149ZM153 44V43H152ZM157 44V43H156ZM231 44V43H229ZM237 44V43H236ZM240 44V43H239ZM5 45V43H3V46ZM7 45V46H6ZM6 49L8 47V44H6ZM16 45V44H15ZM14 45V46H15ZM17 45V50L18 48H20ZM62 45V46H61ZM80 44H78L77 46H79ZM109 44H107L108 46ZM115 45V44H114ZM113 45V46H114ZM118 45V44H116ZM124 45V44H123ZM143 47V43L141 44ZM170 45V44H169ZM188 45V44H187ZM209 47L211 46L210 44ZM206 45V46H207ZM264 45V44H263ZM1 46V45H0ZM83 45L81 44L80 47H76L78 52L81 50L82 51V47ZM85 46V44H84ZM87 46V45H86ZM91 46V45H90ZM139 46V45H138ZM141 46V47H142ZM172 46V45H171ZM184 46V45H183ZM199 46V47H198ZM2 47V46H1ZM0 47V50H1ZM100 47V46H99ZM162 47V45H161ZM198 47V49H197ZM23 49V47H21ZM26 48V47H25ZM56 48V47H55ZM54 48V50H55ZM81 48V49H80ZM87 48V47H86ZM89 48V45H88ZM92 48V47H91ZM97 48V47H96ZM130 48V47H129ZM168 48V47H167ZM186 48V47H185ZM192 48V47H191ZM15 49V48H13ZM11 48V51L13 50ZM49 49V50H48ZM101 49V48H100ZM109 49V48H108ZM139 50L140 48L136 47V50ZM142 49V48H141ZM140 49V50H141ZM147 49V48H146ZM176 50V48H173ZM172 49V50H173ZM194 49V48H193ZM20 50V49H19ZM25 50V49H24ZM52 50V51H50ZM87 50V49H86ZM92 49H88V51H91ZM99 50V49H98ZM106 50V48H105ZM135 50V49H134ZM143 50V49H142ZM171 50V49H170ZM169 50V52H170ZM209 50V49H208ZM254 50V49H253ZM4 51V50H2ZM10 51V50H9ZM22 51V50H21ZM30 51V49H29ZM85 51V50H84ZM95 51V50H94ZM104 51V48H103ZM128 51V50H127ZM132 51V50H131ZM154 51V49L152 50ZM207 51V50H206ZM262 51V50H261ZM76 52V51H75ZM92 52V51H91ZM141 51H137L136 53L138 54ZM194 52V51H193ZM210 52V50H209ZM250 52V51H249ZM10 53V52H9ZM13 53H15V50L13 51ZM60 53V52H58ZM63 53V54H62ZM73 53V52H72ZM77 53V52H76ZM75 53V55H76ZM129 53V51H128ZM152 53V52H149ZM220 53V52H219ZM4 54V53H3ZM12 54V52L10 53V55ZM16 54V53H15ZM91 54L88 52V55ZM131 54V53H130ZM173 54V53H171ZM179 54V53H178ZM19 55H23L26 56V54H23V52H21ZM29 55V54H28ZM74 55V54H73ZM78 55V54H77ZM82 55V53H81ZM121 55V53L119 54ZM145 54L143 53L142 56H144ZM170 55V54H169ZM176 57L178 56L177 54H175ZM213 55V54H211ZM256 55V54H255ZM254 55V56H255ZM90 56V55H89ZM129 56V55H128ZM127 56V57H128ZM180 56V55H179ZM183 56V55H182ZM218 56V55H217ZM230 57V55H228ZM227 56V57H228ZM248 56V55H247ZM12 57V56H11ZM65 57V55H64ZM67 57V59H68ZM72 57V55L70 56V58ZM81 57V56H80ZM119 57V56H118ZM126 57V56H125ZM251 57V56H250ZM7 58V57H6ZM79 58V57H78ZM124 58V57H123ZM139 58V57H138ZM215 58V57H214ZM3 59V58H2ZM12 59V58H11ZM20 59V58H19ZM40 59V60H42ZM49 59H45L47 62ZM112 59V58H111ZM142 59V58H141ZM185 59V57H184ZM217 59V58H216ZM24 60V58H23ZM59 60V59H58ZM74 60V59H72ZM71 60V61H72ZM117 61V59H115ZM113 60V61H115ZM147 60V59H146ZM231 60V59H230ZM258 60V59H257ZM260 60V59H259ZM2 61V60H1ZM22 61V60H21ZM44 61V62H46ZM55 61V60H54ZM69 61V60H68ZM67 61V63H68ZM102 61V60H101ZM124 61V60H123ZM135 61V60H134ZM148 61V60H147ZM158 61V60H156ZM175 61V60H174ZM182 61V59H181ZM195 61V60H194ZM211 61V60H210ZM9 62V61H8ZM15 62V61H14ZM25 62V61H24ZM43 61L42 63L45 64ZM60 62V60H59ZM62 62V61H61ZM60 62V64H61ZM62 62V63H63ZM97 62V61H96ZM104 62V61H103ZM151 62V61H150ZM200 62V61H199ZM220 62V61H219ZM255 62V60H254ZM4 63V62H2ZM18 63V62H17ZM28 63V62H27ZM42 63H38L39 68H41V66L43 67ZM63 63V64H64ZM110 63V62H107ZM112 63V62H111ZM116 63V62H115ZM176 63V62H175ZM215 63V62H214ZM14 64V63H13ZM19 64V63H18ZM21 64V62H20ZM29 64V63H28ZM90 64V63H89ZM98 64V63H97ZM101 64V63H100ZM104 64V63H103ZM122 64V63H121ZM129 64V63H128ZM160 64V63H159ZM166 64V63H165ZM204 64V63H203ZM226 64V63H224ZM223 64V65H224ZM247 64V63H246ZM25 65H27L25 63ZM33 65V64H32ZM49 65V64H48ZM105 65V64H104ZM107 65V64H106ZM117 65V64H116ZM120 65V64H119ZM176 65V64H175ZM227 65V64H226ZM262 65V64H261ZM6 66V65H5ZM47 66V64L45 65ZM44 66V67H45ZM60 66V65H59ZM68 66V65H66ZM70 66V65H69ZM93 67L92 63L90 65V67ZM99 66V65H98ZM103 66V65H102ZM101 66V67H102ZM128 66V65H127ZM133 66V65H132ZM146 66V65H145ZM215 66V65H214ZM225 66V65H224ZM228 66V65H227ZM252 66V65H251ZM34 67V66H33ZM37 65H36V69H38ZM43 67V68H44ZM91 67V68H92ZM95 67V66H94ZM118 67V66H117ZM121 67V66H120ZM152 67V66H151ZM159 67V66H158ZM167 67V66H166ZM165 67V69H166ZM174 67V66H173ZM200 66L197 65V69H199ZM229 67V66H228ZM248 67V66H247ZM21 68L18 70L17 73L20 72V74H18V76H25L30 74L29 70L30 69H26L23 66L19 65L17 67ZM47 68V67H46ZM78 68V67H76ZM100 68V66H99ZM105 68V67H104ZM169 68V67H168ZM59 69V68H58ZM96 69V68H95ZM108 69V67L106 68ZM121 69V68H120ZM124 69V68H122ZM146 69V68H144ZM171 69V68H170ZM220 69V68H219ZM234 69V68H233ZM249 69V68H248ZM33 70V68H32ZM31 70V71H32ZM39 70V69H38ZM110 70V69H109ZM204 72H207L205 69H200ZM199 70V71H200ZM239 70V69H238ZM243 70V69H242ZM7 71V70H6ZM5 71V72H6ZM35 71V70H33ZM37 71V70H36ZM35 71V76H41L39 74H44L43 72L40 73ZM42 71V70H41ZM138 71V70H137ZM152 71V70H151ZM186 71V70H185ZM184 71V72H185ZM202 71H200L199 75H196V77H201L203 74L204 76H206V73H203ZM77 72V71H76ZM79 72V71H78ZM135 72V71H134ZM187 72V71H186ZM195 72V71H193ZM197 72V71H196ZM195 72V74H197ZM219 72V71H218ZM242 72V71H241ZM2 73V72H1ZM8 74H10L9 72H7ZM16 73V72H15ZM74 73V72H73ZM72 73V74H73ZM214 73V72H212ZM222 73V72H220ZM235 73V72H234ZM264 73V72H263ZM34 74V73H33ZM32 74V75H33ZM71 74V75H72ZM76 74V73H75ZM99 74V73H98ZM101 74V72H100ZM180 74V73H179ZM188 74V72H187ZM219 74V73H218ZM229 74V73H228ZM260 74V75H259ZM16 75V74H15ZM70 75V76H71ZM92 75V74H91ZM116 75V74H115ZM123 75V74H122ZM159 75V74H158ZM201 75V76H200ZM209 75V74H208ZM207 75V76H208ZM234 75V74H233ZM17 76V77H18ZM34 76V75H33ZM67 76V75H66ZM144 75H142L143 77ZM167 76V75H166ZM169 76V75H168ZM188 76V75H187ZM186 76V77H187ZM259 76L258 78L255 77V82L251 80L253 79H248L246 80L247 82L250 80V82H248L247 86L248 88L243 92L241 91L239 94L242 99L241 101H239L238 106H236L235 104V100L238 99L240 100L238 97L236 99H234L232 97V95H229V97L231 98V101H228L229 99L227 98V105L225 103V106L222 108V110H218L216 113L218 114H213V118L210 117V120L208 119V117H206L207 120L205 121H200L198 124H196L195 129L193 128V130H189L188 133H186V136H183L185 138V140H183L184 138L182 137H178L177 139H173L171 138V135L168 133L170 132V127L172 128L173 126L176 125V123H173V125H171L168 129H166L165 131H163V133L161 134V138L158 139L157 141L154 140L155 143H151L149 142L150 140H145L142 144V146L140 147V151L138 152L137 156L132 160V163L130 165H127V168L125 169V172H127L123 177L120 178L119 183H117L116 186H114V184H112L113 186L111 187H115L114 189H108L107 192L103 193L102 195H110L107 198H103V199H97L95 201H92L91 203L87 204L85 202V204H87L85 206V204H81L78 206L79 209H77L78 207H75L74 210H66V212H62L59 213V216L57 215V219L54 220V223L51 227H49V230L47 228H43L44 224H38L37 222H35V224L37 223V226L35 228V231L33 232L34 237L32 238H28L26 240V247H24V245L22 247H24L23 251L26 252L27 248L30 249V251L28 250L27 253L29 254L32 250H34L35 247H39L41 245V242L43 243V236L46 238H48V236H51L52 234H49L52 230L53 236L54 237V241L53 239H51V249L49 252L53 253L51 256H48L47 260L44 259V261L46 262H42V264H49V262H51V264H59V262L61 264H264V74L262 75L261 72L258 73ZM30 77V76H29ZM54 77V76H53ZM57 77V76H56ZM105 77V76H104ZM164 77V76H163ZM181 77V76H180ZM179 77V78H180ZM26 78V77H24ZM36 78V77H35ZM117 78V77H114ZM123 78V77H120ZM183 78L185 81L186 79L184 77ZM180 78V79H181ZM195 78V77H194ZM197 79H193L195 81H193V83L195 82L197 84V82L199 81ZM204 78V77H203ZM203 78L201 81H203ZM21 79V78H20ZM20 79H17L20 80ZM138 79V78H137ZM136 79V80H137ZM182 79V80H183ZM221 79V78H220ZM233 79V78H232ZM49 80V79H48ZM62 80V83L60 82V80L58 81L59 84L63 85L65 87V85H73L78 86L79 87H83L86 88L87 86V82L88 80V76H79L77 77V74L75 77H71L70 80L66 79ZM69 80V82L67 83V81ZM135 80V81H136ZM159 80V79H158ZM163 80V79H162ZM162 80L160 81L161 83ZM173 80V79H172ZM190 80V79H189ZM196 80H198L196 82ZM204 80L206 81V79L204 78ZM245 81V79H243ZM254 80V79H253ZM16 81V82H17ZM114 81V80H113ZM134 81V82H135ZM150 81V80H149ZM157 81V79H156ZM202 82V84L204 85V82ZM240 81V80H238ZM19 82V81H18ZM29 82V81H28ZM27 82V84H28ZM32 82V81H31ZM56 82V81H55ZM64 82V83H63ZM90 82V81H89ZM117 82V81H116ZM124 82V81H123ZM139 82V81H138ZM181 82V81H179ZM230 82V81H229ZM228 82V83H229ZM30 83V82H29ZM87 83V84H86ZM112 83V82H111ZM129 83V82H127ZM127 83H125L127 85ZM132 83V82H131ZM194 83V84H195ZM220 84L223 83L219 82ZM226 83V82H225ZM237 83V82H236ZM246 83V82H245ZM11 84V83H10ZM21 84V83H19ZM59 84L56 83V87L59 89ZM118 84V83H117ZM120 84V83H119ZM123 84V83H122ZM139 84V83H138ZM136 84V85H138ZM169 84V83H168ZM174 84V83H173ZM183 84V83H182ZM201 84V83H200ZM202 84L200 86H202ZM219 84V86H220ZM14 85V84H12ZM44 85V84H43ZM42 85V86H43ZM50 85V84H49ZM90 84H88L89 86ZM103 82L102 83H95L93 86L95 87V90H99L101 88H103ZM105 85V84H104ZM116 85V84H115ZM121 85V84H120ZM152 85V84H151ZM167 85V84H166ZM180 85V83H179ZM178 85V86H179ZM185 85V84H184ZM183 85V87H184ZM199 85V82L198 84ZM218 85V84H217ZM223 85V84H221ZM232 85V84H231ZM3 86V85H2ZM41 86V87H42ZM63 86H61L60 88H62ZM87 86V87H88ZM113 86V85H112ZM165 86V85H164ZM173 86V85H171ZM235 86V85H234ZM50 87V86H49ZM55 87V86H54ZM90 87V86H89ZM117 88V86H115ZM130 86H128L129 88ZM134 87V86H133ZM130 87V88H133ZM158 88H161V84L160 86H157ZM156 87V88H157ZM167 87V86H166ZM175 86H173L174 88ZM181 86H179L178 88L180 89ZM229 87L226 88L227 92L230 93V91L235 92V90H233V86L232 88L229 90ZM1 88V87H0ZM4 88V87H2ZM32 88V87H31ZM72 88V86H71ZM82 88V89H83ZM112 88V87H111ZM129 88V89H130ZM137 88V86H136ZM170 88V87H169ZM172 88V87H171ZM246 88V87H243ZM243 88H241L243 90ZM8 89V87H7ZM11 89V87H10ZM9 89V90H10ZM33 89V88H32ZM39 88H37L38 90ZM50 89V88H49ZM54 88H52L51 90H53ZM65 89V88H64ZM67 89V87H66ZM73 89V88H72ZM93 89V88H92ZM107 89V88H106ZM163 91L164 88L162 87ZM184 89H186L184 87ZM205 89V88H204ZM210 89V88H209ZM225 89V90H226ZM3 90V89H2ZM47 90V89H46ZM63 90V89H62ZM103 90V89H101ZM145 90V89H144ZM149 90V89H148ZM147 90V91H148ZM182 89H180L181 91ZM8 91V90H6ZM32 91V90H30ZM29 91V92H30ZM65 91V90H64ZM63 91V93H64ZM75 91V90H74ZM73 91V92H74ZM79 91V90H78ZM84 91V90H81ZM124 91V90H122ZM121 91V92H122ZM146 91V92H147ZM152 91V90H151ZM158 91V90H156ZM173 91V90H171ZM170 91V92H171ZM185 91V90H184ZM237 91V90H236ZM240 91V89H239ZM12 92V89L11 91ZM46 92V91H45ZM49 92V91H48ZM111 92V91H110ZM113 92V91H112ZM131 92V91H130ZM153 92V91H152ZM179 92V91H178ZM238 92V91H237ZM9 93V92H8ZM43 93V92H42ZM55 93V92H54ZM53 93V94H54ZM69 93V91H68ZM71 93V92H70ZM85 93V92H84ZM96 93V92H95ZM156 92H154V95ZM167 93V92H164ZM186 93V91H185ZM225 93V95L223 94ZM5 96H9L7 93H4ZM13 94V92H12ZM33 94V93H32ZM52 94V95H53ZM130 94V93H129ZM145 94V93H143ZM160 94V93H158ZM206 94V93H205ZM232 94V92L230 93ZM34 95V94H33ZM45 94L43 93V96ZM48 95V94H47ZM50 95V94H49ZM48 95V96H49ZM56 95V94H55ZM70 95V94H69ZM127 95V94H126ZM163 95V94H162ZM161 95V96H162ZM167 95H170L167 94ZM172 95V94H171ZM215 95V94H214ZM213 95V96H214ZM222 95L226 96V92H222L220 94V97L218 98V96L216 97L219 101L221 100L220 98L222 97ZM237 95V94H236ZM11 96V95H10ZM25 96V95H23ZM31 96V94H30ZM36 96V95H35ZM68 96V95H66ZM74 96V95H73ZM96 96V95H95ZM104 96V95H103ZM144 96V95H143ZM152 96V95H151ZM173 96V95H172ZM170 96V97H172ZM204 96V97H203ZM203 99L199 98L196 102L200 101L199 104H202V102L204 104H208L206 102V98L205 95L203 94ZM209 96V95H208ZM228 96V95H227ZM46 97V96H45ZM62 97V96H60ZM71 97V96H70ZM75 97V96H74ZM92 97V96H91ZM97 97V96H96ZM100 97V95H99ZM110 97V96H109ZM115 97V96H114ZM140 97V96H139ZM174 97L175 95L172 97L174 101ZM17 98V97H16ZM38 98V97H37ZM36 98V99H37ZM41 98V97H40ZM39 98V99H40ZM48 98V97H47ZM59 98V97H58ZM67 98V97H66ZM67 101H69L68 99H66ZM78 98V97H76ZM107 98V97H106ZM153 98V96H152ZM151 98V99H152ZM159 98V97H158ZM179 98V97H178ZM177 98V99H178ZM205 98V99H204ZM210 98V96H209ZM207 98V100L209 99ZM224 98V97H223ZM3 99V98H2ZM10 99V98H8ZM19 99V98H18ZM34 99V98H33ZM42 99V98H41ZM94 99V98H93ZM143 99V98H142ZM157 99V98H156ZM163 99V98H162ZM181 99V98H180ZM192 99V98H191ZM14 100L17 101V99L14 98ZM64 100V99H63ZM111 100V99H110ZM139 100V99H138ZM149 100V99H148ZM176 100V99H175ZM216 100V99H215ZM216 100V101H218ZM34 101V100H31ZM30 101V103H31ZM36 101V100H35ZM40 101V100H39ZM55 101V100H54ZM147 101V98H146ZM211 101V99H210ZM1 102V101H0ZM41 105H42V101ZM66 102V101H65ZM72 102V101H71ZM77 102V101H76ZM79 102V101H78ZM104 102V101H103ZM139 102V101H138ZM149 102V101H147ZM146 102V103H147ZM156 102V101H155ZM190 102V101H189ZM214 102V101H213ZM238 102V101H237ZM17 103V102H16ZM15 103V104H16ZM20 103V101L18 102ZM22 103V102H21ZM24 103V101H23ZM29 103V102H28ZM36 103V102H35ZM37 103H38V99H37ZM44 103V102H43ZM48 103V102H47ZM58 103V102H57ZM68 103V102H67ZM90 103V102H89ZM106 103V102H104ZM137 103V102H136ZM141 103V102H140ZM169 103V102H168ZM192 103V102H191ZM190 103V105H191ZM212 103V102H210ZM209 103V104H210ZM235 103V104H234ZM25 104V103H24ZM53 104V103H52ZM62 103L59 104V106ZM69 104V103H68ZM65 103H63V105L65 106L66 111L68 112L71 108L70 105H68ZM139 104V103H138ZM148 104V103H147ZM153 104V103H152ZM160 104V103H159ZM165 104V103H164ZM181 104V103H180ZM197 104V103H196ZM203 104V105H204ZM21 104L17 105V107H20ZM33 105V104H32ZM39 105V103H38ZM37 105V108H38ZM63 105H61V107H63ZM76 105V104H75ZM78 105V104H77ZM85 105V104H84ZM82 105V106H84ZM115 105V104H114ZM150 105V104H149ZM189 105V106H190ZM213 105V104H212ZM9 106V105H8ZM13 106V105H12ZM23 105H21L22 107ZM29 106V105H27ZM26 106V107H27ZM89 106H92V104L87 105V109L89 110ZM99 106V104H98ZM104 106V105H103ZM124 106V105H123ZM148 105H146L147 107ZM152 106V105H151ZM155 106V105H154ZM177 106V105H176ZM182 106V105H181ZM189 106L187 107L186 105L183 107V111H178V112H170L171 114L173 113H177V117L182 118L183 116L187 115V113L189 112L188 110H190ZM200 106V105H199ZM202 106V105H201ZM33 107V106H32ZM36 107V106H34ZM71 107L72 103H71ZM78 107V106H76ZM85 107V106H84ZM95 107V105H94ZM145 107V105L143 106ZM150 107V106H149ZM180 107V106H179ZM214 107V106H213ZM219 107V106H218ZM217 107V108H218ZM16 108V107H15ZM30 108V107H29ZM57 108V107H56ZM69 108V110H68ZM82 108V107H81ZM78 110V113L80 111V109ZM106 108V106H105ZM110 108V107H109ZM141 108V107H140ZM148 108V107H147ZM18 108H16L17 110ZM34 109V108H33ZM31 109H25L24 111V120H17L16 118V126L13 124H8V127L4 126V129L0 130V142L8 139H5L7 137H9L10 134L13 135L14 132L16 133H20L22 130H24L25 132V128L29 127L28 124H31L30 120L31 118L33 119L34 116H38L39 113L36 114V110ZM39 109V108H38ZM37 109V110H38ZM60 109V108H59ZM63 109V108H62ZM74 109V108H73ZM104 109V107H103ZM108 109V108H106ZM205 109V108H204ZM216 109V108H215ZM219 109V108H218ZM12 110V109H10ZM14 110V107H13ZM14 110L15 113L19 110ZM23 110V108H22ZM20 109V112L22 111ZM68 110V111H67ZM75 110V109H74ZM82 110V109H81ZM86 110V107H85ZM123 110V109H121ZM125 110V108H124ZM128 110V109H127ZM138 110V109H137ZM143 110V109H142ZM41 111V110H40ZM44 111V110H42ZM87 111V110H86ZM91 111V113H90ZM90 111L85 112L84 116L82 115L81 111H80V115L81 117L83 116V120L86 122V126H90L92 125V123L94 124V122H96V120L99 118L98 113H93V108L92 110L90 109ZM146 112V110H144ZM143 111V112H144ZM152 111V110H151ZM150 111V112H151ZM156 111V110H154ZM153 111V112H154ZM158 111V109H157ZM163 111V110H162ZM169 111V109H168ZM171 111V110H170ZM58 112V111H57ZM71 112V111H69ZM68 112V113H69ZM73 112V111H72ZM114 112V111H113ZM126 113V111H123ZM122 112V113H123ZM130 112V111H129ZM148 112V113H150ZM185 115H184V113ZM212 112V111H211ZM14 112H12L13 114ZM19 112H17L18 114ZM56 113V112H54ZM59 113V112H58ZM76 113V112H75ZM72 113L73 116H75L76 114ZM77 113V114H78ZM168 113V112H167ZM170 113H168L167 115H170ZM7 114V113H6ZM9 114L10 111H9ZM9 114H7L9 116ZM36 114V115H35ZM41 114V112H40ZM44 114V113H43ZM64 114V113H63ZM66 114V113H65ZM70 114V113H69ZM106 114V113H105ZM109 114V113H108ZM107 114V115H108ZM154 114V113H153ZM162 114H165L162 112ZM212 114V113H211ZM19 115V114H18ZM22 115V114H21ZM110 115V114H109ZM5 116V115H4ZM42 116V114H41ZM41 116H38L39 118H41ZM44 116V115H43ZM46 116V115H45ZM49 116V115H48ZM47 116V117H48ZM54 116V115H51ZM77 116V115H76ZM75 116V118H76ZM79 116V115H78ZM77 116V117H78ZM116 116V115H114ZM144 116V115H143ZM175 116V115H174ZM173 116V118H174ZM196 116V115H195ZM199 116V117H198ZM196 118L200 120V115H198ZM6 117V116H5ZM17 117V116H16ZM35 117V118H36ZM46 117V119H47ZM81 117H78L79 119ZM100 117H101V113H100ZM2 118V116H1ZM4 118V117H3ZM70 118V117H69ZM68 118V119H69ZM72 118V116H71ZM74 118V117H73ZM171 118V117H170ZM203 118V117H202ZM201 118V119H202ZM52 119V118H51ZM77 119V118H76ZM75 119V120H76ZM117 119V118H116ZM189 119V118H188ZM205 119V118H204ZM42 120V118H41ZM49 121H51L50 119H48ZM70 120V119H69ZM78 120V119H77ZM76 120V122H77ZM106 120V118H105ZM172 120V119H171ZM2 121V119L0 120ZM12 121V120H11ZM33 121V120H32ZM35 121V120H34ZM112 121V120H111ZM134 121V120H133ZM148 121V120H147ZM157 121V120H156ZM166 121V120H165ZM163 121L160 122L162 124L167 123ZM193 121V120H192ZM5 122V121H4ZM8 122V120H7ZM30 122V123H29ZM48 122V121H47ZM66 122H69L68 120ZM98 122V121H97ZM169 122V121H168ZM182 122V121H180ZM203 122L204 126H203ZM33 123V122H32ZM44 123V120L41 122ZM46 123V121H45ZM44 123V124H45ZM54 123V122H53ZM70 123V122H69ZM73 123V122H72ZM70 123V124H72ZM118 123V122H117ZM121 123V122H120ZM140 123V122H138ZM148 125H152L149 124L148 122H146ZM6 124V122H5ZM47 124V123H46ZM45 124V127H46ZM75 124V123H74ZM10 125V126H9ZM50 125V124H49ZM78 125V123L76 124ZM136 125V124H135ZM156 125V124H155ZM80 126V125H79ZM98 126V125H97ZM133 126V125H132ZM153 126V125H152ZM0 127H2V125H0ZM34 127V126H33ZM36 127V126H35ZM42 126H40L39 128L43 129L45 128ZM49 127V126H48ZM51 127V126H50ZM74 127V125H73ZM156 126H154L153 128H155ZM167 127V126H166ZM176 127V126H175ZM195 127V126H194ZM78 128V126H77ZM82 128V127H81ZM80 128V129H81ZM84 128V127H83ZM158 127H156L155 129H157ZM162 128V127H161ZM165 128V127H164ZM185 128V126H184ZM38 130V128H35ZM35 129H32L33 132L35 131ZM46 129V128H45ZM44 129V130H45ZM51 129V128H50ZM76 129V128H75ZM91 129V127H90ZM155 129H150V132H153L155 134H158V131ZM182 129V128H181ZM29 130V129H28ZM36 130V131H37ZM88 130V128H87ZM107 130V129H106ZM105 130V132H106ZM149 131V129H146V131ZM18 131V132H17ZM27 131V130H26ZM36 131L34 133H36ZM112 131V130H111ZM119 131V130H118ZM134 131V130H133ZM31 132V131H30ZM38 132V131H37ZM40 132V131H39ZM46 132V131H45ZM54 132V131H53ZM86 132V131H85ZM85 132L83 134H85ZM126 132V131H125ZM173 132V131H172ZM190 132V133H189ZM33 133V134H34ZM47 133V132H46ZM124 133V132H123ZM139 133V132H138ZM149 132H147L148 134ZM175 133V132H174ZM27 134V133H26ZM32 134V135H33ZM51 134V133H50ZM53 134V133H52ZM105 134V133H104ZM125 134V133H124ZM23 135V134H22ZM132 135V134H131ZM34 136V135H33ZM36 136V135H35ZM38 136V135H37ZM68 136V135H67ZM71 136V135H70ZM94 136V135H93ZM119 137V135H117ZM125 136V135H124ZM148 136V135H147ZM24 137V136H23ZM29 137V136H27ZM66 137V136H65ZM135 137V136H134ZM32 138V137H30ZM38 138V137H37ZM40 138V137H39ZM60 138V137H59ZM64 138V137H63ZM67 139V138H66ZM70 139V138H69ZM68 139V140H69ZM81 139V138H80ZM107 139V138H106ZM119 139V138H118ZM24 138L18 142L21 143L20 146L23 147L24 142H30L26 141V139L24 140ZM58 140V139H57ZM61 140V139H60ZM63 140V139H62ZM65 140V138H64ZM104 140V139H103ZM183 140V143H182ZM34 141V140H33ZM36 141V140H35ZM66 141V140H65ZM71 141V140H70ZM83 141V140H82ZM81 141V142H82ZM96 141V140H95ZM128 141V140H127ZM132 141V140H130ZM100 142V141H99ZM147 142V143H146ZM9 144V142H7ZM12 143V142H10ZM27 143V144H28ZM31 143V142H30ZM47 143V142H46ZM54 143V142H53ZM51 143V144H53ZM56 143H60V142H56ZM135 143V142H134ZM37 144V143H36ZM35 144V145H36ZM49 144V143H47ZM62 144V143H61ZM60 144V145H61ZM73 144V143H72ZM136 144V143H135ZM4 145V144H3ZM2 145V146H3ZM19 144H17L18 146ZM40 145V144H39ZM60 145H57L60 146ZM98 145V144H97ZM103 145V144H101ZM130 145V144H129ZM29 145H27L28 147ZM34 146V145H33ZM99 146V145H98ZM140 146V145H139ZM138 146V147H139ZM65 147H67V144L65 145ZM97 147V146H96ZM25 148V147H24ZM55 148V146H54ZM59 148V147H58ZM13 149V148H12ZM29 149V148H28ZM27 149V150H28ZM42 149V148H40ZM91 149V148H90ZM96 149V148H95ZM105 149V148H104ZM147 149L151 150H155L154 152L151 151V153H149V151ZM3 150V149H1ZM24 150V149H23ZM68 150V149H66ZM92 150V149H91ZM99 151V148L97 149ZM127 150V149H126ZM129 150V149H128ZM133 150V149H132ZM137 150V149H135ZM139 150V149H138ZM137 150V151H138ZM173 150V151H172ZM4 151V150H3ZM11 151V150H10ZM32 151V150H31ZM52 151V150H51ZM59 151V150H58ZM63 151V150H62ZM142 151H144V153L148 154H144ZM38 152V151H37ZM46 152V151H45ZM74 152V151H73ZM77 152V151H76ZM93 152V151H91ZM171 152H175V153H171ZM9 154L11 152H8ZM34 153V152H32ZM81 153V152H80ZM85 153V151H84ZM83 153V154H84ZM97 153V152H96ZM142 153L144 155H142ZM164 153H168L166 156L168 159H171V163L170 164H163L162 162V156ZM43 154V153H42ZM51 154V153H50ZM64 154V153H63ZM89 154V153H88ZM94 156V153H92ZM92 154H90L92 156ZM98 154V153H97ZM125 155V153H123ZM172 155V158H170ZM15 155V154H14ZM20 155V154H19ZM54 155V154H52ZM86 155V154H85ZM103 155V154H102ZM101 155V156H102ZM107 155V154H106ZM51 156V155H50ZM56 156V154L54 155ZM126 156V155H125ZM10 157V156H9ZM12 157V156H11ZM18 157V156H17ZM28 158V155L26 156ZM90 157V156H88ZM98 157V156H97ZM109 157V156H107ZM111 157V156H110ZM114 157V156H113ZM8 158V157H7ZM46 158V157H44ZM49 158V157H48ZM46 158V159H48ZM93 158V157H91ZM100 158V157H99ZM115 158V157H114ZM149 158H153L152 160H150V162L147 163V160H149ZM2 159L4 160V157H2ZM11 159V158H10ZM13 159V158H12ZM15 159V158H14ZM13 159V160H14ZM43 159V157H42ZM46 159L44 161H46ZM59 159V157H58ZM63 159V157H62ZM61 159V160H62ZM68 159V158H66ZM65 157H64V162H65ZM72 159H68L69 160H73ZM90 159V158H89ZM117 159V158H115ZM22 160V159H21ZM36 161V159H34ZM32 160V162L34 161ZM38 160H41L40 157ZM52 160V157L50 158V161ZM57 160V159H56ZM60 160V161H61ZM62 160V161H63ZM75 160V159H74ZM109 160V159H108ZM107 160V162H108ZM166 160V159H165ZM1 161V159H0ZM5 161H7L5 159ZM12 160H8V162ZM20 161V160H19ZM47 161V162H50ZM55 162V159L53 160ZM77 161V160H76ZM100 161V159H99ZM105 162V160H102V162ZM114 161V160H112ZM118 160H116L117 162ZM121 161V160H120ZM170 161V160H168ZM31 162V163H32ZM58 162V161H57ZM64 162H59V164L64 163ZM96 162V161H95ZM6 163V162H4ZM15 163V162H14ZM13 163V165H14ZM39 163V162H38ZM51 163H53L51 161ZM50 163V164H51ZM118 163V162H117ZM16 164V163H15ZM17 164H19L17 162ZM16 164V165H17ZM21 164V163H20ZM26 164V163H25ZM29 164V163H28ZM49 164V167H51ZM56 164V163H55ZM81 164V163H80ZM94 164V163H92ZM2 165V164H1ZM0 165V187L3 188V190H10V188L8 189L9 186L12 185L9 184V177H5L8 176V174L6 173V175L1 172V170L4 168L3 166ZM11 163L8 164V167L13 166ZM30 165V164H29ZM33 165V163H32ZM52 165V164H51ZM87 165V164H86ZM105 165V164H104ZM21 166V165H19ZM18 166V167H19ZM34 166V165H33ZM53 166V165H52ZM56 166V165H55ZM63 166V165H62ZM93 166V165H91ZM95 166V165H94ZM152 166V167H151ZM3 167V168H2ZM16 167V166H15ZM14 167V168H15ZM26 167V166H25ZM74 167V166H73ZM109 167V166H107ZM149 167H151V171H149ZM2 168V169H1ZM23 168V167H20ZM37 168V167H36ZM54 168H59V167H54ZM92 168V167H91ZM89 168V169H91ZM104 168V167H103ZM13 169V168H12ZM66 169V168H64ZM70 169V168H69ZM93 169V168H92ZM16 170V169H15ZM17 170H21L19 168H17ZM16 170V171H17ZM57 170V169H56ZM58 171V170H57ZM6 172V171H5ZM25 171H23V173H21V175H25L24 174ZM56 172V171H55ZM60 172V171H58ZM68 172V171H67ZM100 172V171H99ZM63 173V172H62ZM4 174V175H3ZM28 174V173H26ZM59 174V173H58ZM100 174V173H99ZM119 174V173H118ZM20 175V176H21ZM33 175V173H32ZM26 177H28L27 175H25ZM23 176V177H25ZM71 176V174H70ZM121 176V175H119ZM21 177V178H23ZM29 178V177H28ZM71 178V177H70ZM88 178V177H87ZM20 179V178H19ZM30 179V178H29ZM35 179V178H34ZM51 179V178H50ZM18 180L15 179V181ZM38 180V179H37ZM47 180V179H45ZM55 180V179H54ZM53 180V181H54ZM76 180V179H75ZM89 180V179H88ZM93 180V178H92ZM48 181V180H47ZM52 181V182H53ZM74 181V180H73ZM84 181V180H82ZM17 182V181H16ZM20 182V180H19ZM23 182V181H22ZM39 182V181H38ZM12 183V182H10ZM40 183V182H39ZM50 183V182H49ZM81 183V182H80ZM85 183V182H84ZM48 184V183H47ZM58 184V183H57ZM68 184V182H67ZM66 184V185H67ZM76 184V183H74ZM54 185V184H53ZM69 185V184H68ZM71 185V184H70ZM26 186V185H25ZM43 186V185H42ZM41 186V188H42ZM52 186V185H51ZM80 186V184H79ZM91 186V185H90ZM110 186V185H109ZM16 187V185H15ZM13 187V188H15ZM24 187V186H23ZM45 187V186H44ZM66 187V186H65ZM73 187V186H72ZM77 187V186H76ZM88 187V186H87ZM11 189V193L10 192H4L7 193L6 196L13 194L16 190L15 189ZM31 188V187H30ZM29 188V189H30ZM55 188V187H54ZM53 188V189H54ZM68 188V187H67ZM86 188V187H85ZM89 188V187H88ZM87 188V189H88ZM61 189V188H60ZM1 190V189H0ZM47 190V189H46ZM90 190V189H89ZM2 192V191H1ZM22 192V191H21ZM54 192V191H53ZM76 192V191H75ZM82 192V191H81ZM9 193V194H8ZM51 193V192H50ZM61 193V192H58ZM90 193V192H89ZM198 193V194H197ZM48 194V193H47ZM54 196H56L55 193H53ZM69 194V193H68ZM77 194V193H76ZM1 195V194H0ZM14 195V194H13ZM22 195H24L22 193ZM11 196V195H10ZM20 196V195H19ZM36 196V195H35ZM72 196V194H71ZM84 196V195H83ZM97 196V195H96ZM5 197V196H4ZM22 198L24 196H21ZM37 197V196H36ZM39 197V196H38ZM37 197V198H38ZM53 197V195H52ZM65 197V196H64ZM9 198V196H8ZM17 198V197H16ZM35 198V197H34ZM72 198V197H71ZM74 198V197H73ZM155 198L160 199V204L156 207H139V205H137L136 207L134 205H132L134 203L135 200H137L136 202H140L139 200H143L145 202H150L151 200H154ZM5 199V198H4ZM19 199V198H18ZM25 199V198H24ZM29 199V198H28ZM65 199V198H64ZM75 199V198H74ZM16 200V199H14ZM12 200V202L14 201ZM34 200V199H32ZM133 201L131 203V205H129L130 201ZM11 201V200H10ZM74 201V200H73ZM90 202V201H89ZM159 202V201H158ZM15 203V201H14ZM26 203V202H25ZM24 203V204H25ZM48 203V202H47ZM152 203V202H151ZM23 204V203H22ZM46 205V204H45ZM161 205V206H160ZM62 207V206H61ZM58 208V209H61ZM11 208V207H10ZM77 209V210H76ZM52 210V209H51ZM50 210V211H51ZM54 210V209H53ZM52 210V211H53ZM17 211V210H16ZM46 211V210H45ZM43 213H46V212ZM83 211H88V215L84 216ZM136 212L138 215L142 216L143 214V219L140 224L138 225H134V226H128L126 228V232L124 236H135L134 241H132V243H130L129 245H127V247H124L122 244L120 246V248L118 249H114V245L116 242H119L121 240H119V237L122 235H118L121 229V223L122 220L125 217H130L131 213ZM18 213V212H17ZM16 213V215H17ZM58 214V212L56 213ZM54 214V215H56ZM5 215V214H4ZM15 215V216H16ZM14 216V217H15ZM39 216V214L37 215ZM133 216V215H131ZM19 217V216H18ZM40 217V216H39ZM3 219V216H2ZM39 219V218H38ZM37 218L36 220L39 221ZM15 220V219H14ZM41 220V219H40ZM2 222V220H1ZM22 223H24L23 221H21ZM21 222L19 224H21ZM32 222V221H31ZM34 222V221H33ZM128 223V222H127ZM132 223V222H131ZM18 224V225H19ZM17 225V224H16ZM29 225V224H28ZM31 225V224H30ZM25 226V225H24ZM33 226V224L31 225ZM46 226V225H45ZM48 227V226H47ZM54 227V228H53ZM14 228V227H13ZM15 228L18 229V227L16 226ZM27 228V227H26ZM30 229V227H29ZM28 229V230H29ZM46 229V231L48 230L49 232L44 233V235L42 233L41 234V238L39 235L40 230H44ZM12 230V229H11ZM27 230V231H28ZM31 230V229H30ZM54 230V231H53ZM123 230V229H122ZM14 232V231H13ZM122 232V231H121ZM118 235V236H117ZM18 237V236H17ZM27 237V235H26ZM25 237V238H26ZM30 237V236H28ZM52 237V236H51ZM24 238V237H23ZM24 238V239H25ZM44 238V239H45ZM97 238H101L99 241ZM127 238V237H125ZM6 239V238H5ZM17 239V238H16ZM20 239V238H19ZM49 239V238H48ZM22 240V239H21ZM46 240V239H45ZM6 241V240H5ZM20 241V240H19ZM91 241H98L100 247L99 248H86L84 246H88L87 242H91ZM94 242V243H95ZM97 243V242H96ZM45 244V243H43ZM42 244V245H43ZM74 244V246H73ZM50 245V244H48ZM59 245H63V247L66 248H70L69 251L73 253L69 255L68 249H64L61 248ZM33 246V249H31V247ZM47 246V245H46ZM73 246V247H72ZM49 247V246H47ZM72 248V249H71ZM116 248V247H115ZM1 249V248H0ZM19 250L17 251L18 253L22 252L21 248L19 246L18 248ZM2 250V249H1ZM0 250V251H1ZM11 250V249H10ZM62 250H66V253H68L67 255L70 257H62L65 256L61 255ZM109 250V251H108ZM91 251V252H90ZM113 252L112 254L109 255V253ZM117 254H116V253ZM9 253V252H8ZM17 253V255H18ZM23 253V252H22ZM42 253V251H41ZM63 253H65V251H63ZM11 254V253H10ZM49 254V253H48ZM120 254V255H119ZM1 255V254H0ZM20 255V254H19ZM27 255V254H25ZM42 255V254H41ZM60 256L61 258H56L58 256ZM12 256V255H11ZM14 256H16V254H14ZM47 256V254L45 255ZM44 256V258H45ZM56 256V257H55ZM2 258V257H1ZM16 258V257H15ZM21 259V257H18ZM17 258V259H18ZM53 258H55L57 261L58 259L60 260L59 262H56V260H52ZM69 258V260L67 259ZM40 259V258H39ZM63 259V261L65 263H63V261L61 260ZM66 259V260H64ZM19 261V260H17ZM43 261V260H42ZM49 261V262H47ZM55 261V262H52ZM39 262V260L37 261V263ZM15 263V262H14ZM21 263L22 262H18ZM41 263V262H40ZM39 263V264H40Z\"/></svg>",
	"mask_w": 264,
	"mask_h": 264
}]
</instances>
